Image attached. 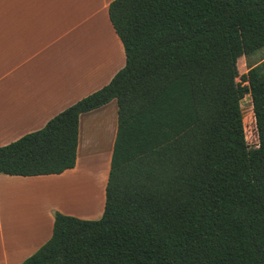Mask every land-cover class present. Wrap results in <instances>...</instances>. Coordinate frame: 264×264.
<instances>
[{"label": "trees", "instance_id": "1", "mask_svg": "<svg viewBox=\"0 0 264 264\" xmlns=\"http://www.w3.org/2000/svg\"><path fill=\"white\" fill-rule=\"evenodd\" d=\"M125 64L43 128L0 147V175L75 167L78 119L112 100L102 216L54 213L21 264H264V0H113ZM250 97L255 142L240 102Z\"/></svg>", "mask_w": 264, "mask_h": 264}, {"label": "crops", "instance_id": "2", "mask_svg": "<svg viewBox=\"0 0 264 264\" xmlns=\"http://www.w3.org/2000/svg\"><path fill=\"white\" fill-rule=\"evenodd\" d=\"M111 1L0 0V147L40 130L123 68ZM116 126L112 100L79 116L73 169L0 175V264H21L47 242L54 213L102 216Z\"/></svg>", "mask_w": 264, "mask_h": 264}, {"label": "rangeland", "instance_id": "3", "mask_svg": "<svg viewBox=\"0 0 264 264\" xmlns=\"http://www.w3.org/2000/svg\"><path fill=\"white\" fill-rule=\"evenodd\" d=\"M261 57H264V48L262 50L255 52L254 54H252L250 57L246 59L240 57L237 60L238 78L236 79V81L241 83L240 76H243L244 74H246L248 70V66L257 63ZM240 107H241V113L243 117L246 142L249 145H253V143L255 142L254 141L255 134H254V129H253V120L251 117V113H252L251 101L248 95H245L244 98L241 100Z\"/></svg>", "mask_w": 264, "mask_h": 264}]
</instances>
